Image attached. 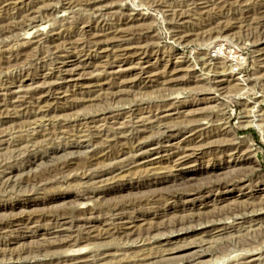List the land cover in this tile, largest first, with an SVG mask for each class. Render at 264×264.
<instances>
[{
  "label": "rangeland",
  "instance_id": "374dc122",
  "mask_svg": "<svg viewBox=\"0 0 264 264\" xmlns=\"http://www.w3.org/2000/svg\"><path fill=\"white\" fill-rule=\"evenodd\" d=\"M0 264H264V0H0Z\"/></svg>",
  "mask_w": 264,
  "mask_h": 264
},
{
  "label": "bare ground",
  "instance_id": "6f19581e",
  "mask_svg": "<svg viewBox=\"0 0 264 264\" xmlns=\"http://www.w3.org/2000/svg\"><path fill=\"white\" fill-rule=\"evenodd\" d=\"M110 61V60H109Z\"/></svg>",
  "mask_w": 264,
  "mask_h": 264
}]
</instances>
